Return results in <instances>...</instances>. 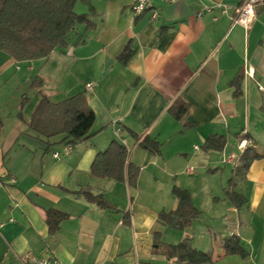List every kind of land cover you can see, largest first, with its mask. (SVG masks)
Listing matches in <instances>:
<instances>
[{
	"label": "crops",
	"instance_id": "obj_1",
	"mask_svg": "<svg viewBox=\"0 0 264 264\" xmlns=\"http://www.w3.org/2000/svg\"><path fill=\"white\" fill-rule=\"evenodd\" d=\"M131 1L78 0L74 11L89 14V26L76 25L67 45L46 57L17 61L0 50V264L40 257L62 264H173L153 253L154 231L163 243L187 237L213 254L223 252L217 238L235 234L246 257L204 264H264V1L254 5L248 28L232 22L243 0H154L155 19L149 11L134 16ZM215 2L226 13L213 7L198 15ZM127 48L123 63L119 55ZM79 92L95 119L91 135L68 153L61 136L46 140L28 129L42 94L59 102ZM175 102L186 106L180 117L169 111ZM144 135L160 143L158 154L138 145ZM211 135L224 137L221 149L204 148ZM113 139L139 168L135 186L90 175L95 155ZM246 146L259 156L236 182L247 198L237 207L225 188ZM173 184L186 188L200 211L185 229L157 219L177 205ZM81 189L110 207L86 199ZM47 209L67 214L52 232Z\"/></svg>",
	"mask_w": 264,
	"mask_h": 264
},
{
	"label": "trees",
	"instance_id": "obj_2",
	"mask_svg": "<svg viewBox=\"0 0 264 264\" xmlns=\"http://www.w3.org/2000/svg\"><path fill=\"white\" fill-rule=\"evenodd\" d=\"M78 0H0V50L9 54L17 61L32 60L48 56L57 47H65L68 43L70 32L78 24L89 26V14L76 13L74 6ZM88 3V0H81ZM264 1V0H262ZM90 7V13L92 7ZM131 55V49H125L119 59L125 63ZM38 83L41 80L37 79ZM239 75L233 83L238 91ZM39 87V84L34 85ZM26 103L25 95L22 96L18 117ZM186 106L182 102L170 105L169 111L180 117ZM95 116L89 107L83 92L66 97L59 102H52L48 96L42 94L32 112L27 127L29 130L43 136L46 140L61 136L60 142L66 144L76 143L91 135L90 129ZM2 122L0 120V131ZM225 140L223 136L211 135L204 143L205 149H221ZM138 145L153 154L160 151V143L148 135L138 137ZM259 155L246 146L237 165L230 176L225 194L237 207L246 204L247 198L235 190L238 179L244 177L251 161ZM3 155L0 151V163ZM90 175L116 181L126 180L130 186H135L139 168L128 160V150L117 139L110 141L108 146L99 151L91 165ZM86 199L94 201L102 208L110 207L100 195H93L88 189L79 191ZM172 196L177 200V205L171 210H161L157 219L160 223L175 229H185L198 217L200 211L193 205L190 192L177 184L171 187ZM67 214L55 209L45 211V220L49 230L55 231L59 223ZM153 253L164 255L172 260L173 264H204L213 263L229 255L238 254L246 257L248 252L243 247L240 238L231 234L222 239L220 254H213L194 248L190 238H184L176 244H166L160 240V232L154 231Z\"/></svg>",
	"mask_w": 264,
	"mask_h": 264
},
{
	"label": "built area",
	"instance_id": "obj_3",
	"mask_svg": "<svg viewBox=\"0 0 264 264\" xmlns=\"http://www.w3.org/2000/svg\"><path fill=\"white\" fill-rule=\"evenodd\" d=\"M165 3H172L177 0H161ZM258 0H243L234 10V16L232 18L233 23H238L248 28L252 21L255 18V10L254 5L257 3ZM154 0H132L130 3V9L134 16H139L142 13L149 11L150 12V19H155L159 15L158 10L153 5ZM220 8L222 13H226L227 6L221 4L220 2H215L213 6L204 5L203 8L198 12V15L204 11H210L211 8ZM213 19H217V16H213ZM252 72L248 71V74ZM87 89H91L92 84H86ZM115 132L117 135L120 134L121 129L120 127L115 128ZM122 141V140H121ZM124 144L123 142H121ZM245 143V142H244ZM72 149L71 144H66L64 146V153H68ZM60 153L55 151L53 153L54 157H59ZM232 157L229 156L228 161H231ZM234 163V162H233ZM27 264H62L58 259L54 257H40V258H32L30 259Z\"/></svg>",
	"mask_w": 264,
	"mask_h": 264
},
{
	"label": "rangeland",
	"instance_id": "obj_4",
	"mask_svg": "<svg viewBox=\"0 0 264 264\" xmlns=\"http://www.w3.org/2000/svg\"><path fill=\"white\" fill-rule=\"evenodd\" d=\"M140 174V171H139ZM235 189H236V185H235ZM217 250H221L222 249V238H217Z\"/></svg>",
	"mask_w": 264,
	"mask_h": 264
}]
</instances>
